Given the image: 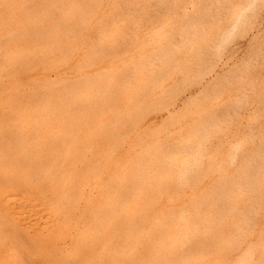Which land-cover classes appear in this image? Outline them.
<instances>
[{"label": "bare ground", "instance_id": "6f19581e", "mask_svg": "<svg viewBox=\"0 0 264 264\" xmlns=\"http://www.w3.org/2000/svg\"><path fill=\"white\" fill-rule=\"evenodd\" d=\"M150 1L0 0V31L3 27L5 29L6 23L11 24L6 26V30L9 29L5 33L2 32L5 35L3 38L9 37L7 41L11 40V44L13 43L7 49L10 42L7 45L4 39L3 44L7 50H2L8 52L6 57H0L13 59L17 63L16 61L23 60L21 58L27 53L26 49L40 52L45 58L40 59V62L38 59L39 65L36 60V65L32 66L34 63H31L32 67H29L26 62L28 59L25 58L26 61L20 63H27L29 68L25 63L23 67L26 66L24 69L28 71L33 70L32 68L40 69L33 71L36 76L30 77L42 91L44 88L45 92L50 91L54 87L56 90L54 94V89L50 94H41L39 90V103L37 100L35 103L32 101L33 97H40H37L36 92V88H39H33L30 84L32 88H29L27 95L22 96V100L18 96L19 91L17 96L12 93L10 97L6 92L7 95L1 92L0 114L7 112L10 115L13 112L15 117H11L13 122L9 124L10 121L7 128L12 144L4 142V139L0 142V264H33L32 261H36V258L32 260L33 256L39 258L38 261L42 260L40 264H264V226L259 225L258 228L251 224L257 215L255 213H259L258 210L264 204V198H261L264 194H260L264 187L259 179L246 180L250 178L247 174L250 172L245 173L242 170L244 164L240 168L244 171H241L243 178L247 175L246 179H242V175H235L241 180L205 183V190L201 194L183 198L182 191L179 195L174 186L171 194H162L168 189L161 180L137 179L135 175L138 171L137 174L131 173V176H135L133 179L106 178L100 181L105 164L95 165V162L93 164L89 160V156L96 152L91 147L89 138L93 136L96 128L103 125L105 117L100 116L108 114L111 108L109 105L103 110L99 105L107 97L105 84L113 87L117 81L108 79L105 75L82 77L86 72L91 73L92 69L86 66L88 69L84 71L80 64L96 63L94 52L113 47V39L125 30L121 27L125 20L136 22L147 17L146 8ZM164 2L166 0L162 1ZM54 10L58 12L55 14ZM52 12L55 15L52 16ZM94 23H100L97 30L98 42L95 46L84 49V54L91 52L94 56L84 60L82 58L83 62H73L69 66L68 77L59 72L54 73V78H47L45 71L48 65L58 69L63 63H69L67 61H70L79 46L78 39L88 37L89 31L95 27L92 26ZM34 27L42 28L43 31L39 34L44 35L48 31L53 34L46 39L43 37L49 34L38 37L36 32L39 30L35 32ZM31 35L38 40L33 37L34 43L31 41L30 45L26 42L28 48L26 45L25 51L22 50L19 45L21 37L24 40L25 37H32ZM11 38L17 39L12 42ZM65 41L70 43H65L66 48H60ZM110 48L109 50L112 49ZM0 52L2 55L5 53ZM34 54L25 56L32 59ZM37 58L40 57L37 55ZM105 65L107 64L101 67ZM11 67H7L10 72ZM50 68L48 70H53ZM21 70L19 67V71ZM10 72L3 74H13ZM2 78L5 79L3 76ZM17 81L14 86L18 90L22 84ZM14 96L20 101L15 100ZM76 105L82 109L73 110ZM38 119L41 120V127L37 126L35 129L36 125L34 127L32 124ZM5 127L0 126V138L8 134V139L9 133H4ZM64 140L66 144L63 143ZM63 150L71 155L69 163L64 165L65 168L62 162L68 159L62 160V154L63 157L68 155L66 153L65 156ZM77 152L82 155L81 159ZM249 158L251 160L252 157ZM21 159L25 164L18 166ZM185 159L186 157H182L180 161L184 162ZM210 169H206L208 171L205 170V173ZM257 171L256 169L255 173ZM212 172L215 171L211 170ZM147 176L152 177L151 174ZM78 180L90 181L87 183L90 189L86 187L88 194L83 195L85 181L84 184L81 183L83 192H79L77 187L80 185L77 184L80 183L76 184ZM74 182V186H77L75 190L79 194L73 191ZM70 188L74 194L70 192ZM188 189L191 191L190 184ZM15 200H18L16 208ZM257 200L262 201L259 206ZM255 202L257 205L253 204ZM27 224L32 228L27 229Z\"/></svg>", "mask_w": 264, "mask_h": 264}, {"label": "rangeland", "instance_id": "374dc122", "mask_svg": "<svg viewBox=\"0 0 264 264\" xmlns=\"http://www.w3.org/2000/svg\"><path fill=\"white\" fill-rule=\"evenodd\" d=\"M162 1L151 0L146 8L148 15L142 20L122 22L121 27L123 30L125 29L124 33L122 32L113 39L112 49L109 47L111 50L107 48L104 51L94 52L97 57L94 58V61L97 60L96 63L92 65L80 64L84 71L88 69L86 66H90L92 69L91 73L86 72L81 75L82 77H90L92 74L93 76L105 75L108 79L117 81L113 87H108L104 83L108 93H106L107 97H105L104 103L99 105L103 110L109 105L111 108L108 110V114L100 116V118L105 117V121L101 127L95 129L93 136L89 138L91 147L96 151L89 156L90 162L93 164L95 162V165L105 164L99 180L102 181L106 178L128 180L135 176L137 179L154 178V180H161L165 184L163 186L168 189L162 194H171L172 186H174L179 195L182 191L181 196L186 198L201 194L205 190V183H222L240 177L246 179L247 175H244L246 177L243 178L241 174L244 173L242 170H245V173L250 172L247 173L250 178L246 180L259 179L261 186L264 187V162H262L264 161V150H262L264 145H261L264 144L262 142L264 141V0H166L164 3ZM55 12L58 11L54 10ZM54 13L52 12L51 15L56 14ZM98 25L100 27V23L92 24L95 27L91 26L93 30L89 31V36L78 39L79 49L77 48L78 51L76 50L77 52L75 51L70 57V61H67L69 63H63L65 66L61 65L58 69L52 68L51 64L48 65L47 71H45V74L49 75H46L47 78L52 79L59 72L68 77L69 66L73 62L94 56L91 52H88V56L84 54V49L97 44ZM6 26L4 30L3 27L0 31V41L2 40L0 44L3 46L0 45V51L5 52L4 55L0 52V55L5 57L8 51L3 50L9 49L13 45L9 37L3 38L4 33L9 29L6 30ZM40 27L42 26L40 25ZM40 27L33 28L34 31L39 30V32L35 31L36 36L43 31ZM49 32L44 33V35L49 34L45 35L47 37H43L42 33L38 37L49 38L53 34L52 31ZM31 36L28 39L24 36V40L23 36L21 37L19 45L22 50L25 51L27 43L30 45L31 41L32 44L34 43L36 37ZM16 39H12V42ZM3 41L7 45L10 42L7 49ZM65 43L70 42L65 41L60 45V48L62 46L64 49ZM60 48L58 47V49ZM27 50L26 52L29 53H26V56L29 57L31 53H35L34 56L31 55L34 58L36 56V59L33 57L29 59L24 54V56L21 55L22 61L25 59L31 61L25 60L29 63V67L35 66L36 60L39 65V62L45 58V55L42 56L40 52L37 54L36 51ZM37 55L40 58H37ZM0 59V62L2 61L0 63L2 73L0 74V89L2 90L0 98L2 94L7 93L10 97L12 93L15 96L20 93L18 96H21L20 100H22L29 92V88L38 87L30 76H36L33 71H37L39 68L35 70L32 68L33 70L28 71V69H24L26 66L28 67V64L23 62L22 65L21 60L15 63L13 59L7 58L9 62L4 57H0ZM24 63L25 67H23ZM31 63L34 65L31 66ZM1 64H4V68ZM103 64L107 65L101 67ZM141 64L143 65L142 69L140 68ZM6 66L8 68L13 66L10 69L12 71L17 66L14 71H17L16 73L11 71L15 78L13 74L5 76L6 72H10ZM18 66L24 70L19 71ZM49 67L53 70H48ZM18 72H21L20 76ZM54 73L56 74L54 75ZM27 78L30 80L28 81ZM16 81H20L19 83L22 84L18 90L15 88ZM24 83L27 84V87ZM7 85L11 86L5 88ZM38 88H36L37 97H40H33V103L36 100L39 103L40 93L50 94L55 87L52 90L49 88L50 91L46 92L45 88L44 91L42 88ZM7 89L9 90L7 91ZM54 92H56L55 89L52 93L54 94ZM15 96L14 99L18 100ZM75 107V109L73 108L75 111L82 109L79 105ZM9 114L12 116L7 112L0 114L2 119V121L0 119V126H6L4 133H9L7 128L13 122L11 117H15L13 112ZM2 115H4L3 118ZM4 117L7 121L4 120ZM38 120L32 124L34 127L36 125L35 129L37 126L41 127L39 124L41 120ZM6 123L9 124L6 125ZM5 136L0 138V142L2 143L4 139V142L11 143V134L9 133L10 138H8L10 141L7 139L8 134ZM65 142L66 140L63 141V143ZM45 150L47 151V148ZM64 150L61 152H65V156H68L63 157L64 154H62V160H68H66L67 162L61 160L63 166L71 159L70 153L68 154ZM9 152L11 153V151ZM79 152L81 154V151ZM79 152L77 155L80 158L82 155H79ZM182 157H186V161L181 162ZM249 157H252L251 160ZM20 161L18 166L25 164L22 159ZM195 161L197 164L194 163ZM56 163L54 162V164ZM246 163L249 165L247 166ZM256 163L257 165H255ZM260 163L262 167H260ZM209 166L216 168L217 171L212 167L210 169ZM241 166L247 167L241 170ZM249 166L250 169L255 166L256 168L250 171ZM206 169H210V171L205 173ZM256 169L259 174H262L255 173ZM211 170L216 173H211ZM134 172L138 174L131 176V173ZM147 174H151L152 177ZM235 175L242 176L238 178ZM83 181L76 182V184L80 183L77 186L80 185L81 188L74 186L76 185L74 182V188L71 187L74 189H72L74 193L79 194L84 191V195L89 191L87 183L90 181H85L87 185ZM81 183L84 184L83 191H81ZM189 184L191 191L188 189ZM76 187L80 190H78L79 192H76ZM71 188L70 192H72ZM261 192L260 194H264V190ZM261 198H264V195H261ZM259 200H257L258 206L262 203ZM253 204H250L251 207L257 205ZM15 205L16 208L18 200ZM259 210V213H255L256 216L253 215L255 216L254 221H251V224L258 228L259 225L260 227L264 226V211H262L264 204ZM26 228L31 229L32 226L27 224ZM38 259L33 256L32 263L40 264L42 260L38 261Z\"/></svg>", "mask_w": 264, "mask_h": 264}]
</instances>
